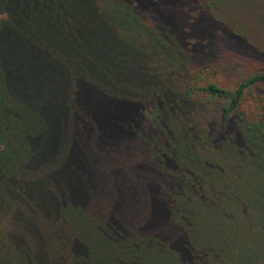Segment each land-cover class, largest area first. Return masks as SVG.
Returning <instances> with one entry per match:
<instances>
[{"label":"trees","instance_id":"obj_1","mask_svg":"<svg viewBox=\"0 0 264 264\" xmlns=\"http://www.w3.org/2000/svg\"><path fill=\"white\" fill-rule=\"evenodd\" d=\"M106 4L150 38L135 49L127 25L104 24ZM0 14V153L21 156L0 171V264H215L184 212L200 219V152L191 163L173 142L191 123L141 86L169 45L156 40L160 12L146 0H0ZM261 83L264 71L233 90L185 80L171 91L180 108L200 92L225 100L224 126Z\"/></svg>","mask_w":264,"mask_h":264},{"label":"rangeland","instance_id":"obj_2","mask_svg":"<svg viewBox=\"0 0 264 264\" xmlns=\"http://www.w3.org/2000/svg\"><path fill=\"white\" fill-rule=\"evenodd\" d=\"M146 1L152 11L160 12L156 40L161 36L169 45L159 42L163 57L153 75L142 78L141 86L154 85L165 95L171 112L179 110L183 123H191L192 128L177 126L173 140L176 151L186 152L191 163L200 152V219L189 207H184V212L194 219L192 229L215 264H264V83L245 91L224 126L219 120L225 100L208 99L200 92L180 108V100L171 91V84L180 89L185 80L197 87L215 83L233 90L243 79L264 71V0ZM139 2L143 5L145 0ZM101 7L105 25L117 21L129 27L131 36L138 40L134 41L135 49L140 36L150 38L151 33L141 34L120 5ZM143 42L144 47L154 43ZM127 83L135 82L126 81L123 86L128 87ZM124 95L134 97L131 92ZM204 135H213L210 137L217 146H211ZM198 138L200 149L195 143ZM20 159V155L1 152L0 171L19 165ZM214 176L217 180L213 181ZM191 180L195 178L188 182ZM195 188L194 183L188 184L190 192H196ZM4 192L0 183V210L5 201L9 203ZM3 219L1 230L10 227L9 220Z\"/></svg>","mask_w":264,"mask_h":264}]
</instances>
